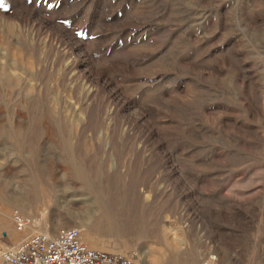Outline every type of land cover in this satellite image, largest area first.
<instances>
[{
    "label": "rangeland",
    "instance_id": "rangeland-1",
    "mask_svg": "<svg viewBox=\"0 0 264 264\" xmlns=\"http://www.w3.org/2000/svg\"><path fill=\"white\" fill-rule=\"evenodd\" d=\"M59 226L264 264V0H3L0 247Z\"/></svg>",
    "mask_w": 264,
    "mask_h": 264
},
{
    "label": "built area",
    "instance_id": "built-area-1",
    "mask_svg": "<svg viewBox=\"0 0 264 264\" xmlns=\"http://www.w3.org/2000/svg\"><path fill=\"white\" fill-rule=\"evenodd\" d=\"M13 228L22 232L31 220L16 209L10 213ZM6 264H139L134 251L119 253L90 248L75 226H59L53 233L30 232L17 243L0 247Z\"/></svg>",
    "mask_w": 264,
    "mask_h": 264
},
{
    "label": "bare ground",
    "instance_id": "bare-ground-1",
    "mask_svg": "<svg viewBox=\"0 0 264 264\" xmlns=\"http://www.w3.org/2000/svg\"><path fill=\"white\" fill-rule=\"evenodd\" d=\"M96 208H98V211H104V212H106L110 209L109 205L105 204V203L99 204ZM89 210L93 211V208L89 207ZM37 232H39V231H37Z\"/></svg>",
    "mask_w": 264,
    "mask_h": 264
},
{
    "label": "snow or ice",
    "instance_id": "snow-or-ice-1",
    "mask_svg": "<svg viewBox=\"0 0 264 264\" xmlns=\"http://www.w3.org/2000/svg\"><path fill=\"white\" fill-rule=\"evenodd\" d=\"M0 6H3V0H0Z\"/></svg>",
    "mask_w": 264,
    "mask_h": 264
},
{
    "label": "crops",
    "instance_id": "crops-1",
    "mask_svg": "<svg viewBox=\"0 0 264 264\" xmlns=\"http://www.w3.org/2000/svg\"><path fill=\"white\" fill-rule=\"evenodd\" d=\"M11 243H14L13 241Z\"/></svg>",
    "mask_w": 264,
    "mask_h": 264
}]
</instances>
